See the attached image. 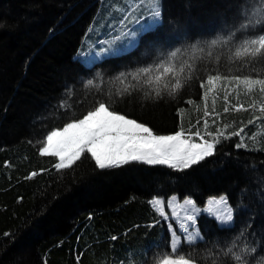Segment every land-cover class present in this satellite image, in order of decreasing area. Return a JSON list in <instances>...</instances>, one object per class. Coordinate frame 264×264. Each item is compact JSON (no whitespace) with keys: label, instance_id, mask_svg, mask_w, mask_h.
<instances>
[{"label":"trees","instance_id":"16d2710c","mask_svg":"<svg viewBox=\"0 0 264 264\" xmlns=\"http://www.w3.org/2000/svg\"><path fill=\"white\" fill-rule=\"evenodd\" d=\"M126 2L0 0V264H154L158 256L171 253V238L166 221L148 201L172 196L190 198L200 208L211 198L226 197L234 212L230 228L199 214L203 239L191 246L183 241L177 256L190 254L196 264H235L223 255L235 244L236 252L255 247L246 259L264 264V137L244 138L246 147L240 148V136L221 139L213 155L184 171L141 163L101 170L84 154L57 172L58 158L40 155L43 144L37 141L82 118L97 101L107 104L109 92L110 110L144 123L157 135L199 129L203 139L211 140L205 120L213 135L224 125H229L227 133L244 127L241 136L256 131L248 121L262 117L258 109L234 111L228 104L225 113L224 99H215L213 111L214 96L208 92L204 98L206 77L216 70L253 74L251 67L227 62L232 45L212 48L211 56L208 52L209 42L227 36L241 10L255 0H162V23L154 34L129 53L87 67L76 57L84 39L99 16L109 10L118 15L113 6L122 3V8ZM240 38L237 33L233 44ZM193 44L204 48L196 53L199 70L175 97L145 96L143 86L132 96L115 95L128 83L116 79L121 73L153 64L177 48L189 49L178 57L186 59ZM89 79L99 91L85 87ZM234 101L233 106L246 109L253 101L264 104L261 94ZM191 139L201 141L194 135Z\"/></svg>","mask_w":264,"mask_h":264},{"label":"snow or ice","instance_id":"6c2138e0","mask_svg":"<svg viewBox=\"0 0 264 264\" xmlns=\"http://www.w3.org/2000/svg\"><path fill=\"white\" fill-rule=\"evenodd\" d=\"M124 15L120 21L124 26V30L120 35L113 38V42L127 41V44H121L119 48H113L111 44L108 48H102L101 53L105 56H117L122 51L129 50L143 41L147 35L154 34L162 20L160 11V0H132L126 9H123ZM241 19L238 24L227 34V36L219 39H212L209 42L208 55L211 56V49L216 46L228 47L229 54L227 56L228 63L239 62L243 67H251L250 75H222L219 70L215 74H208L206 83L215 86V82L224 81V101L225 107L223 111L229 112L228 97L237 88L243 86L245 94L259 92L261 99H264V0H255V3L247 4L240 12ZM133 24L132 28L127 27V23ZM91 30V29H90ZM255 34L247 35L249 32ZM237 33L242 34V38L233 41L237 37ZM104 43V42H100ZM153 42L149 41L151 46ZM191 55L186 59H178L185 56L189 49L184 52L177 48L168 53V55L159 59L153 64L140 67L133 72L121 73L116 79L121 84L128 83L122 90H117L116 96L123 97L125 95L132 96L133 93L141 91L143 86L146 91L144 95L152 98H162L164 93L175 97L181 89L185 87L188 81H191L196 72L199 70L195 61L200 59L196 53H203L204 48L193 44L190 46ZM217 63L220 57H216ZM259 65V68H257ZM231 72V69H229ZM130 77V80H129ZM134 82V83H133ZM229 85H232L230 88ZM97 87L94 80L89 79L85 87ZM201 88L205 87V81L200 84ZM212 89L209 88L208 91ZM109 102L99 100L95 103L91 110H88L82 118L73 119L65 123L62 127L54 128L49 131L44 141H37L43 146L39 148L40 155H50L58 158V162L54 164L57 172L72 167V165L81 159L84 154H90V159L94 161L95 167L98 169H107L113 167H121L132 163H141L146 165H166L168 168L176 171H184L193 165L203 161L206 157L214 154L215 145L221 142V139H230L231 136H240V143L236 147H246L244 143V127L237 131L227 133L229 125H224L223 130L216 129L215 135L208 131V121H204L205 134L211 136V140L203 139L199 129L195 133L191 129L186 133L183 128L180 131L170 135H157L153 129L144 123H140L135 119H130L125 115L119 114L111 109L112 93H107ZM208 92H205L204 98L207 99ZM239 93L237 92V100ZM192 103L191 100L188 101ZM61 107H65L61 104ZM204 116L207 117L209 112L205 105ZM253 110L257 109L262 113V117L253 116L248 121L249 125H254L256 131L252 132L248 139L258 141V137H264V104L259 106L255 101L244 108L242 104L237 103L232 106V110ZM215 110V98L213 99V111ZM183 111L182 109L180 110ZM219 116V114H216ZM259 121V123H257ZM199 123V121H197ZM215 123V120L213 121ZM199 137L202 142L196 143L191 140V136ZM188 138H185V137ZM33 173L32 175H35ZM264 196V192H262ZM176 197H171L167 201V207L171 210V218L180 226L183 234L184 242L189 246L194 245L197 240H202L199 230L189 231L195 224L194 215H186L181 217L176 211ZM148 203L153 210L165 221L169 220V213L164 211L165 201L159 197H153ZM185 204H193L191 200H185ZM216 204H223L224 211L216 216L222 228H230L233 224V208L228 205L226 197H220L215 201ZM181 208L183 206H180ZM191 222V223H186ZM159 223V221H157ZM168 230L171 234L170 249L171 253H165L158 256L154 264H196V260L189 255H176L181 245V236L177 235L172 223L168 224ZM244 230L240 235L243 236ZM7 235V234H6ZM115 239V237H113ZM235 244L223 252L224 256H230L235 264H249L247 256L256 252L255 247L249 248L245 246L240 252L233 249ZM45 264L47 262L45 261ZM215 264V262H213Z\"/></svg>","mask_w":264,"mask_h":264},{"label":"rangeland","instance_id":"374dc122","mask_svg":"<svg viewBox=\"0 0 264 264\" xmlns=\"http://www.w3.org/2000/svg\"><path fill=\"white\" fill-rule=\"evenodd\" d=\"M126 1L127 2L125 4V7L124 6L122 8L119 7V6H121L122 3H119L120 5L113 6L114 8L116 7V11L118 12V15L113 14V12L109 10L108 12H105V14H102V16H99L97 19L98 21H96L91 28L90 34L84 39V42H83L78 54L76 55V57H77V59H79V61L81 63L85 64L87 67H92L93 65L103 61L104 59H107L109 57H114V56H105L104 54H102L101 53L102 48H108L110 44L113 48L121 47L122 43L127 44L126 40L123 42L116 41L115 43H112L113 38L120 35L121 31L124 30V26L121 25V23H120L123 15H124L123 9H126L128 7V5L131 4L132 0H126ZM160 11L162 14V0H160ZM161 23H162V20H161ZM127 27L132 28L133 24L127 23ZM100 42H104V43H100ZM136 47L137 46H135L129 50L122 51L120 55L129 53L132 50H134ZM120 55H117V56H120ZM224 83H225L224 81H219V82H215V86L208 85L207 92L211 93L208 96L209 97L214 96V98L216 100H223L224 95H225ZM210 87L212 90L208 91V89ZM229 87L231 88L232 85H229ZM237 92L239 93V98L252 96L254 94H260L258 91L253 92L251 94H245L243 86H241V87L237 88L235 91H233L231 93V95H229V97H228V104L229 105L233 106V104L236 103L234 100L237 99ZM248 136H249V134H248ZM248 136H244V138H247ZM185 138H188V137H185ZM194 142L201 143L202 140L200 142H197V141H194ZM174 197H176V201H175L176 206H177L176 211L179 213V215L181 217H185L186 215H194L195 216V224L189 229V231H194L196 229L199 230L198 225H197V221H196L197 216L199 214L207 213L208 215H210L211 217H214L216 219L217 215H220L223 213L224 207H225L223 204H216L215 203V201L219 200L220 197L209 199L204 208L198 207L195 204V202L190 198L180 200L177 196H174ZM185 200H191V201H193V204H185L184 203ZM164 201H165L164 211L166 213H169V217H170L169 220L166 221L167 226L169 223H172V226L176 230L177 235L181 236V243H182L184 241V239H183V234L180 231V226L176 221L172 220V218H171V210L167 207V201L168 200L167 201L164 200ZM228 205H229V203H228ZM180 206H183V207L181 208ZM233 216H234V212H233ZM185 222L191 223V222H187V221H185ZM168 232H169V230H168ZM199 233L202 236L200 230H199ZM169 235L171 238L170 233H169ZM197 241H200V240H197Z\"/></svg>","mask_w":264,"mask_h":264}]
</instances>
